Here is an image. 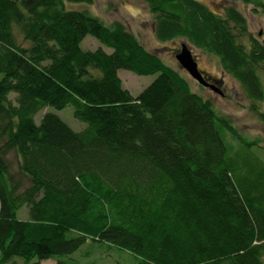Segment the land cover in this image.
Wrapping results in <instances>:
<instances>
[{
  "label": "trees",
  "instance_id": "1",
  "mask_svg": "<svg viewBox=\"0 0 264 264\" xmlns=\"http://www.w3.org/2000/svg\"><path fill=\"white\" fill-rule=\"evenodd\" d=\"M143 1L157 38H185L215 58L264 123V29L254 35L234 4ZM243 2L264 20V0ZM67 5L0 0L1 263L74 264L61 256L98 240L141 264H264L262 139L124 23ZM88 35L102 46L85 49ZM121 69L158 75L135 95ZM69 104L87 127L51 110L36 121Z\"/></svg>",
  "mask_w": 264,
  "mask_h": 264
},
{
  "label": "rangeland",
  "instance_id": "2",
  "mask_svg": "<svg viewBox=\"0 0 264 264\" xmlns=\"http://www.w3.org/2000/svg\"><path fill=\"white\" fill-rule=\"evenodd\" d=\"M208 4L214 10H221L227 4H234L240 8L246 15L249 29L254 35H259L264 29V20L261 14L253 11L252 6L245 4L243 0H201ZM68 8L71 9H88L93 14L101 17L107 24L121 21L125 26L136 34L145 46L157 52L163 57V60L170 66L178 69L184 76L191 81L193 90L199 92L206 98L212 99L216 109L225 115L231 116L236 127L248 137L254 139L260 138L264 142V123L260 121L249 110V100L247 99L243 87L238 81L224 73L219 62L208 54L191 45L193 53L197 57L199 65L203 72L209 75L217 76L222 85L223 93L214 91L209 86L200 84L190 73L182 68L176 52L181 48L182 43L187 41L185 38H177L175 41L161 42L155 34V17L148 5L143 0H93L92 3L70 2L66 0ZM102 46L101 42L94 36L88 35L83 41L85 49H97ZM120 77L124 87L137 95L153 82L156 74L139 75L131 70L121 69ZM204 74V75H205ZM207 76V75H206ZM209 79V78H208ZM210 80V79H209ZM262 109L264 110V103ZM55 111L75 130H82L87 127L85 122L75 117L74 107L68 105L63 109L46 107L36 114V121L39 123L43 115L48 111ZM226 131H223L225 134ZM29 209L24 206L18 213L19 218H28ZM0 264H35L34 261L26 262L21 257H16L11 261ZM74 264H141V259L133 252L118 248L115 245L106 242L88 241L83 244L76 252L61 256ZM57 258H50L41 262V264H58Z\"/></svg>",
  "mask_w": 264,
  "mask_h": 264
},
{
  "label": "water",
  "instance_id": "3",
  "mask_svg": "<svg viewBox=\"0 0 264 264\" xmlns=\"http://www.w3.org/2000/svg\"><path fill=\"white\" fill-rule=\"evenodd\" d=\"M176 58L178 59L182 68L187 70L190 75L196 79L199 83L205 86H209L214 91L223 93L221 87L216 84H211L210 81L204 77L203 71L198 65V60L195 58L193 50L186 44L183 43L180 51L177 53ZM207 79V80H206Z\"/></svg>",
  "mask_w": 264,
  "mask_h": 264
},
{
  "label": "flooded vegetation",
  "instance_id": "4",
  "mask_svg": "<svg viewBox=\"0 0 264 264\" xmlns=\"http://www.w3.org/2000/svg\"><path fill=\"white\" fill-rule=\"evenodd\" d=\"M194 56H195V54H194ZM195 58L197 59V57L195 56ZM199 63V62H198ZM199 65V64H198ZM200 66V65H199ZM200 69L203 71V69L201 68V66H200ZM203 74H205L204 72H203ZM207 73L204 75V77L205 78H207L208 76L210 77V75H207ZM208 79V78H207ZM206 79V80H207ZM210 79V80H209ZM208 80L210 81V83L211 82H216V85L218 84V82H221L220 80H218L217 78H215V77H213V78H209ZM212 84V83H211ZM220 85V84H219ZM221 88H222V85H221Z\"/></svg>",
  "mask_w": 264,
  "mask_h": 264
}]
</instances>
